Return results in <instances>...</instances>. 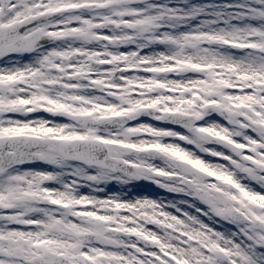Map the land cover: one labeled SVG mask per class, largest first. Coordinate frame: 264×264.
<instances>
[{"label": "snow or ice", "instance_id": "6c2138e0", "mask_svg": "<svg viewBox=\"0 0 264 264\" xmlns=\"http://www.w3.org/2000/svg\"><path fill=\"white\" fill-rule=\"evenodd\" d=\"M0 264H264V0H0Z\"/></svg>", "mask_w": 264, "mask_h": 264}, {"label": "rangeland", "instance_id": "374dc122", "mask_svg": "<svg viewBox=\"0 0 264 264\" xmlns=\"http://www.w3.org/2000/svg\"><path fill=\"white\" fill-rule=\"evenodd\" d=\"M193 22H195V21H193Z\"/></svg>", "mask_w": 264, "mask_h": 264}]
</instances>
